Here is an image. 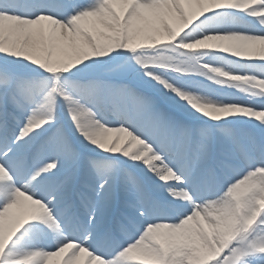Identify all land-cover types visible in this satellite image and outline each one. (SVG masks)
<instances>
[{"label":"snow or ice","instance_id":"6c2138e0","mask_svg":"<svg viewBox=\"0 0 264 264\" xmlns=\"http://www.w3.org/2000/svg\"><path fill=\"white\" fill-rule=\"evenodd\" d=\"M0 264H264V0H0Z\"/></svg>","mask_w":264,"mask_h":264}]
</instances>
